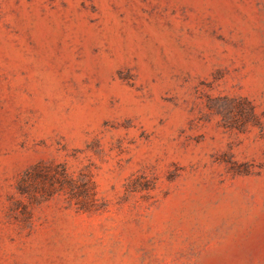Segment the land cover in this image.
I'll list each match as a JSON object with an SVG mask.
<instances>
[{
  "label": "rangeland",
  "instance_id": "374dc122",
  "mask_svg": "<svg viewBox=\"0 0 264 264\" xmlns=\"http://www.w3.org/2000/svg\"><path fill=\"white\" fill-rule=\"evenodd\" d=\"M0 264H264V0H0Z\"/></svg>",
  "mask_w": 264,
  "mask_h": 264
},
{
  "label": "trees",
  "instance_id": "16d2710c",
  "mask_svg": "<svg viewBox=\"0 0 264 264\" xmlns=\"http://www.w3.org/2000/svg\"><path fill=\"white\" fill-rule=\"evenodd\" d=\"M72 183H75V181L72 179Z\"/></svg>",
  "mask_w": 264,
  "mask_h": 264
}]
</instances>
